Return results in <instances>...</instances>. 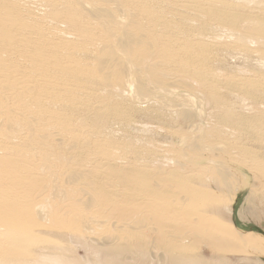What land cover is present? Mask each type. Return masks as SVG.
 <instances>
[{
  "label": "rangeland",
  "instance_id": "1",
  "mask_svg": "<svg viewBox=\"0 0 264 264\" xmlns=\"http://www.w3.org/2000/svg\"><path fill=\"white\" fill-rule=\"evenodd\" d=\"M172 1L176 2L177 6L186 5V9L166 11L164 9L169 5L168 0L152 2L151 6L160 13L159 16H163L162 18L167 21V26L170 25L169 27L172 26L176 29L173 32L180 31V33H184V36H180L176 43L202 46V61L187 60L189 64L192 63L193 67L198 68L200 72L198 78L193 75L190 69H183L178 62H176V65L168 66L161 63L163 61L161 58H156V61L149 59L148 62L140 66L139 71L129 72L123 69L120 75L124 81L130 76L134 78L143 76L146 79V84L144 83L143 87L146 92L144 97L135 98L134 92L127 87L125 88V85L116 87L118 85L101 84L98 88H87L83 93H75L76 101L73 102V108L69 106L68 108L58 109L62 113L52 109L51 112L54 113L51 114L53 116L60 115L63 120H66V126L72 125L70 129L76 134H81L79 144L90 142L87 146L88 149L84 150L85 153L83 152L84 155L80 154V151L74 150L66 152L65 155L71 157L75 154L74 156H79L81 160L85 161L86 159V162L80 164V166H85L89 170L100 167L97 169L99 173L97 177L101 183H108H106L107 189L113 191V193H120V191L127 189L132 198L134 195L138 199L136 196L139 193L133 182L125 181L122 177L118 178L114 161L117 162V166L126 167L130 171H137L138 169L151 171L150 174H156L154 180H159L163 186L154 190H160L164 193L165 198H169V201L178 202L179 206L183 205L181 215L188 216L191 221L186 223L181 221V226L178 227L180 230L177 231L176 227L174 228L176 232L163 229L164 232H169L167 237H170V239L162 238L155 233L137 236L136 231L123 229L129 223H125L124 217L121 218L124 227L118 224L120 214L123 211L121 210L120 213V210L116 207L119 204L122 207L125 204L123 200L118 202V205L112 211H105L106 213L100 214L101 218L99 220L105 223L102 224L104 225L103 229H95L96 235H87L88 237H83V239H72L67 232L59 233L58 229L48 225L39 228V232L28 231L36 239L34 244L36 246L23 247L20 251L13 253H18L16 257L18 258L17 261L20 262L19 264H46V259L42 257L52 254L53 250L60 251V264H264V114L259 109V107L264 106V86L247 88V86H241L237 83L238 80H246L247 78L264 80V44L259 41L260 37H264V0ZM26 2V6H29L32 10L34 9L33 11L38 9L40 14L46 9L39 0H26ZM231 2L233 4L230 6ZM195 3L198 7L194 8ZM35 7L37 8L35 9ZM201 9L204 11H200ZM202 27L204 30L201 29ZM146 29H148L147 26H145L144 31H147ZM229 32H238L250 41L245 46L247 51L237 44L236 39H229ZM156 36L159 40L161 39L160 33H156ZM160 44L149 49L161 51L164 46L163 43ZM198 50L200 49H195L196 53ZM175 53L182 52L176 49ZM12 57L19 63L18 58ZM157 62L161 63L158 65L160 67L153 66ZM153 68L154 70H152ZM158 70L169 74V77L166 80L159 79L160 82L155 78V81L152 79V74L155 71L159 72ZM103 71L109 73L110 69L105 68ZM209 83H212L216 89L209 91L206 87ZM102 95L103 101H105L104 97L108 98H106L108 103L105 101L106 104L104 105H100ZM251 96L255 97L254 99L258 102ZM214 99L217 101H214ZM112 102L117 103L113 104ZM116 104L119 109L118 107L115 108ZM200 106L202 114L198 115L197 112ZM101 107L102 109L98 110ZM70 108H72L71 112ZM225 109H229L226 111L228 113L224 112ZM247 110L248 112H246ZM98 113L106 118L98 119ZM121 117L122 120H120ZM193 139L197 140L200 145L204 144V148L199 146L200 149L193 150L192 148V151L185 148L191 144L190 141ZM182 140H185V145H182ZM108 144L112 146H106ZM217 145L224 146L226 150L224 152L219 151L215 147ZM183 150L188 153L187 156L183 155L181 152ZM203 150L207 152L214 150L212 157H224L235 170L234 176L237 182L235 183L234 180L231 182L232 190L229 193L231 202H227L226 189L221 187L222 192H220L215 185L198 180L197 176L192 173V170L198 168L201 170L205 164L207 166L206 160H200L199 164H202L198 166L193 164L198 161V154L206 156L207 153H204ZM107 153L112 156L111 159L107 157ZM109 160L112 162H109ZM169 160H176L185 165L181 177H183L187 187L179 186L171 180L172 165H170ZM35 163H38V158ZM255 163H258L260 169L257 168ZM252 166L256 170H253ZM54 167L56 170L58 169L57 171L63 169L59 164H54ZM205 170L203 169L202 172ZM105 172L108 173L110 181H107L104 177ZM16 174L18 173L9 174L0 169V176L4 179ZM242 175L245 176L246 180L241 178ZM200 176L203 175L200 174ZM110 182L115 183L116 187ZM1 186L8 196L14 193L19 197L24 191L34 189L37 192L42 185L37 182L32 186L19 185L14 187L10 181H4ZM191 187L197 190V195L201 196L203 192L205 200L220 201L216 208L203 210L206 217L204 219L208 220L205 222L209 225L212 223L210 225L212 229L207 233L193 224L196 216L190 214L192 207H190L189 202L191 203V200L187 197L188 193L191 192ZM199 187L202 192L198 189ZM236 188L238 189L236 190ZM49 194L46 192L43 197H49ZM180 199L183 201L182 203H179ZM201 202H203L202 197ZM54 203H58L57 199ZM4 204L1 203L0 206ZM65 204L68 203H64L63 206ZM98 207L100 206L96 208L93 205L89 209L91 208L90 210L96 213ZM226 207L230 208V213L226 211ZM79 208H82V206ZM100 209L103 210L105 207H100ZM211 213L215 214V218L211 216ZM102 217H110L112 220ZM111 225H117V227L114 228ZM221 227L229 228L228 233H225L226 236L218 234ZM232 227H235L246 237L243 246L239 245L240 242L233 236ZM134 229L137 230L136 227ZM109 233L111 235H108ZM106 239L110 240L109 245H103L107 242ZM39 243H43L44 245H41L44 247H37ZM171 244H174V246ZM181 245H184V249L179 248ZM56 254L59 256L57 252ZM2 255L6 257L5 259L9 258V255Z\"/></svg>",
  "mask_w": 264,
  "mask_h": 264
},
{
  "label": "bare ground",
  "instance_id": "2",
  "mask_svg": "<svg viewBox=\"0 0 264 264\" xmlns=\"http://www.w3.org/2000/svg\"><path fill=\"white\" fill-rule=\"evenodd\" d=\"M39 1L44 9L46 8L41 14L38 9L33 11L34 9L32 10V8L30 9L29 6H26V0H0V169L9 174L18 173L10 175L8 179L0 176V204L5 203L0 206V264H19L20 262L17 261L18 258L16 257L18 253H13L20 251L23 247L34 245L36 239L28 231L39 232L38 229L44 225L58 229L59 233L67 232L72 239H83L87 235H96L95 229H103L104 225L102 224L105 223L99 220L101 218L100 214L106 213L105 211H112L118 205L117 203L123 200L126 206L122 205L121 207L119 204L116 207V209L120 210V213L123 211L120 214L121 217L118 224L124 227L122 217H124L125 223L129 222L123 229L136 231L137 236L155 233L162 238L170 239V237H167L169 232L166 233L163 229L176 232V230H180L178 227L179 225L181 226V221L186 223L191 220L188 219V216L181 215L183 210L181 207L183 205L179 206L178 202L169 201V198H165L163 196L164 193L160 190H154L157 187H163L159 180H154L156 174H150L151 171L141 169L130 171L126 167L117 166V162L114 161L118 178L122 177L125 181L133 182L139 194L136 196L138 199H136L134 195L132 198L131 194H128L127 189L120 191V193H113V191L107 189V182L101 183L99 181L97 169L100 167H94V169L89 170L85 166H80V164L86 162V159L85 161L81 160L79 156H74V153L71 157L65 155L66 152L71 150L80 151V154H83L84 150L88 149L87 146L90 142L79 144L81 134L74 133L70 129L72 125L66 126V120H63L60 115L53 116L51 113L54 112H51V110L56 109L59 112L60 110L58 109L68 108L69 106L73 108V102L76 101L75 93H83L87 88H98L101 84L118 85L116 87L125 85V88L127 87L134 92L135 98L144 97L146 92L143 87L146 79L143 76H137V78L130 76L124 81L120 75L123 69L129 72L139 71L140 66L148 62L149 59L161 58L163 59V61L160 60L161 63L168 66L176 65V62H178L183 69H190L193 75L198 78L200 73L198 68L193 67L192 63L189 64L187 60H194L193 62L202 61V46L176 43L180 36H184V33H180V31L173 32L176 29L172 28V26L169 27L170 25L167 26V21L162 18L163 16H159L158 14L160 13L152 8L151 3L159 0ZM168 1L169 5L164 9L166 11L186 9V5L177 6L176 2ZM231 4L233 3L231 2L230 6ZM193 7L198 6L196 4ZM200 11L204 10L201 9ZM218 21L221 24L220 20ZM145 26L148 27L147 31H144ZM156 33H160V40ZM228 34L229 39H236L237 44L247 51L245 46L250 42L249 40L238 32H229ZM260 38L259 41L264 44V37ZM160 43H163L162 45L164 46L161 51L149 49ZM170 44L174 46H167ZM197 48L200 49L197 51L198 54L195 51ZM176 49L182 53H175ZM12 56L18 58L19 63ZM161 63L157 62L153 66L156 67ZM105 68H109L110 72L105 73L103 71ZM152 77V79L155 80L156 78L158 81L162 78L166 80L169 74L155 71ZM237 83L241 86H247V88L264 86L263 79L251 80L247 78L246 80H238ZM206 87L209 91L216 89L212 83H209ZM97 98L99 99V97ZM106 98L104 97L105 101L108 99ZM252 98L254 99L255 97ZM105 101H103L102 95V103L100 105L108 103V101ZM214 101L217 100L214 99ZM110 107L112 106L110 105ZM117 107L116 104L115 108ZM72 108H70V112ZM101 109L102 107L98 110ZM259 109L264 114V106L259 107ZM228 110L225 109L224 112ZM73 112L75 114V109ZM60 113L62 112L60 111ZM197 114H202L201 106ZM102 117L103 115L98 113V119ZM120 120H122V117ZM184 142L185 140H182V145H185ZM190 143L185 147L188 150L192 148L193 150L200 149L201 147L199 146L204 148V144L200 145L197 140L193 139ZM109 144L106 146L111 147L113 145L112 143L111 146ZM104 147L103 149L107 148ZM215 147L222 152L226 150L221 145ZM213 151L207 152L203 150L204 153H207L206 156L197 153L199 156L197 158L198 161L193 164L198 166L202 164H199L200 160H206L209 167L205 164L203 166V169H206L204 172H202L203 169L199 170L200 168L197 167L198 169L192 170V173L197 176L198 180L207 181L215 185L220 192H222L220 190L221 187L226 189L227 202H231L229 193L232 190L231 182L236 179L234 176L235 170L224 157H212ZM181 152L184 156L188 154L185 150ZM107 157H110L109 159L112 158L108 153ZM37 158L38 163H35ZM138 158L141 159L140 157ZM169 161L170 165H172L171 180L179 186L187 187L183 177H181L182 171L185 170V165L180 164L176 160ZM109 162L112 161L109 160ZM54 164L61 165L63 169L57 171L58 169L56 170ZM68 164L70 166H66ZM255 164L260 169L258 163ZM252 167L254 170L255 167ZM200 174L204 177L200 176ZM104 177L107 181H110L108 173L104 174ZM241 178L246 180L244 175ZM4 181H10L14 187L19 185L32 186L37 182H40L42 186L37 192L32 189L31 191H24L19 197L14 193L8 196L1 186ZM110 183L113 186L115 185L113 182ZM35 185L37 186V184ZM113 189L116 190L115 188ZM46 192L50 194L49 197L44 198L43 194ZM207 193L211 194L210 192ZM187 197L191 200V203L188 201L191 205L190 207H192L190 214L191 216H196L195 220H193L194 223H192L207 233L212 229L210 226L212 223L209 225L205 222L208 220L204 219L206 217L203 210L216 208L220 201L205 200L204 193L202 192L201 196L197 195V190L192 187ZM201 197L203 202H201ZM56 199L58 203H54ZM182 202L180 199L179 203ZM64 203L68 204L63 206ZM93 205L96 208L100 206L105 207V209L101 210L98 207V211L94 213V211L90 210L91 208L89 209ZM80 206L82 208H79ZM226 211L228 213L231 212L228 207H226ZM211 216L215 218V214L211 213ZM102 218L112 220L110 217ZM202 221L204 222L202 223ZM111 227L115 228L117 225H111ZM232 228L234 231L233 236L240 242L239 245L243 246L246 237L235 227ZM143 229L144 231H142ZM228 230V227H221L218 234L226 236L225 233L227 234ZM108 235H111V233ZM106 240L107 242L103 245L110 244V240ZM41 244L43 243H39L37 247H44V244ZM171 245L174 246V244ZM183 246L181 245L179 248L182 249ZM256 251L259 252L258 250ZM56 252L60 253V251L53 250L52 254L41 257L46 259V264H60V254L57 256ZM2 254L9 255V258L5 259L6 257Z\"/></svg>",
  "mask_w": 264,
  "mask_h": 264
}]
</instances>
